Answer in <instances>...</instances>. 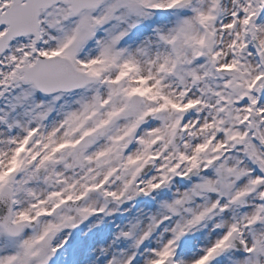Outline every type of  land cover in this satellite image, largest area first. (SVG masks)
<instances>
[{
  "label": "snow or ice",
  "instance_id": "1",
  "mask_svg": "<svg viewBox=\"0 0 264 264\" xmlns=\"http://www.w3.org/2000/svg\"><path fill=\"white\" fill-rule=\"evenodd\" d=\"M0 264H264V0H0Z\"/></svg>",
  "mask_w": 264,
  "mask_h": 264
}]
</instances>
